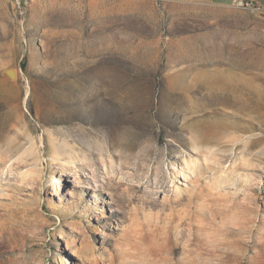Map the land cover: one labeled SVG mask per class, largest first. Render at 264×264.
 Here are the masks:
<instances>
[{"label": "rangeland", "instance_id": "rangeland-1", "mask_svg": "<svg viewBox=\"0 0 264 264\" xmlns=\"http://www.w3.org/2000/svg\"><path fill=\"white\" fill-rule=\"evenodd\" d=\"M250 15L0 0V264H264Z\"/></svg>", "mask_w": 264, "mask_h": 264}, {"label": "crops", "instance_id": "crops-1", "mask_svg": "<svg viewBox=\"0 0 264 264\" xmlns=\"http://www.w3.org/2000/svg\"><path fill=\"white\" fill-rule=\"evenodd\" d=\"M195 2L206 3L211 6L226 7V8H236L234 6V0H193ZM257 5L261 6L264 13V0H253ZM248 27H245V35L247 36H257L259 38L264 37V15H250Z\"/></svg>", "mask_w": 264, "mask_h": 264}, {"label": "bare ground", "instance_id": "bare-ground-1", "mask_svg": "<svg viewBox=\"0 0 264 264\" xmlns=\"http://www.w3.org/2000/svg\"><path fill=\"white\" fill-rule=\"evenodd\" d=\"M238 83L242 84L243 86H247V87H251V88H259V87H264V80H248V81H238ZM230 88V84L228 81H226V94L233 92L232 90L229 89ZM1 131V130H0ZM82 133V132H81ZM219 134V132H201L199 131L196 135V138L198 140L199 143H210L212 141V139ZM221 135V134H220ZM219 136V135H218ZM223 139V138H222ZM215 141V140H214ZM26 155H32V157H36V153H35V146L34 144L31 145V147L25 152ZM72 252L74 254H77V251L75 249L72 250Z\"/></svg>", "mask_w": 264, "mask_h": 264}, {"label": "built area", "instance_id": "built-area-1", "mask_svg": "<svg viewBox=\"0 0 264 264\" xmlns=\"http://www.w3.org/2000/svg\"><path fill=\"white\" fill-rule=\"evenodd\" d=\"M234 6L251 15H264L261 6L257 5L253 0H234Z\"/></svg>", "mask_w": 264, "mask_h": 264}, {"label": "water", "instance_id": "water-1", "mask_svg": "<svg viewBox=\"0 0 264 264\" xmlns=\"http://www.w3.org/2000/svg\"><path fill=\"white\" fill-rule=\"evenodd\" d=\"M8 75L12 76L13 75L12 71H8Z\"/></svg>", "mask_w": 264, "mask_h": 264}]
</instances>
